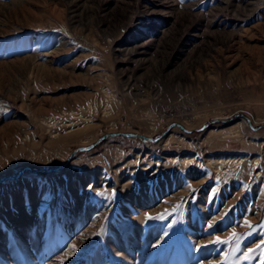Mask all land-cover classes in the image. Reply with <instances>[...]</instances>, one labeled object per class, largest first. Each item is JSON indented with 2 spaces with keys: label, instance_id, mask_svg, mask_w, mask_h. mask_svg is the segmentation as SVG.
I'll return each instance as SVG.
<instances>
[{
  "label": "rangeland",
  "instance_id": "374dc122",
  "mask_svg": "<svg viewBox=\"0 0 264 264\" xmlns=\"http://www.w3.org/2000/svg\"><path fill=\"white\" fill-rule=\"evenodd\" d=\"M262 241L264 0H0V264Z\"/></svg>",
  "mask_w": 264,
  "mask_h": 264
},
{
  "label": "snow or ice",
  "instance_id": "6c2138e0",
  "mask_svg": "<svg viewBox=\"0 0 264 264\" xmlns=\"http://www.w3.org/2000/svg\"><path fill=\"white\" fill-rule=\"evenodd\" d=\"M189 187H190V186H189ZM148 218H149V219H152L151 216H149ZM158 218L163 219L164 217L161 215V216H159ZM245 223L248 224L247 221H245ZM211 226H212V225H209V227H211ZM236 237H237V234L235 233V231H233L232 236L230 237V239H232V238H236ZM226 242H227V241H222L219 237H217L216 240H215L213 243H226ZM261 243H264V241H262ZM73 247H75V245H73ZM257 247H260V245H257ZM248 251H249V252H252V251H254V249H249ZM245 258H246V259H250L251 257H250V256H246Z\"/></svg>",
  "mask_w": 264,
  "mask_h": 264
},
{
  "label": "bare ground",
  "instance_id": "6f19581e",
  "mask_svg": "<svg viewBox=\"0 0 264 264\" xmlns=\"http://www.w3.org/2000/svg\"><path fill=\"white\" fill-rule=\"evenodd\" d=\"M217 161H218V162H220V161H219V159H218ZM209 162H210V164H211V165H215V164H216V163H215V162H213V161H212V162H211V161H209ZM218 162H217V163H218ZM216 165H217V164H216ZM216 165H215V166H216ZM219 170H220V169H219Z\"/></svg>",
  "mask_w": 264,
  "mask_h": 264
},
{
  "label": "trees",
  "instance_id": "16d2710c",
  "mask_svg": "<svg viewBox=\"0 0 264 264\" xmlns=\"http://www.w3.org/2000/svg\"><path fill=\"white\" fill-rule=\"evenodd\" d=\"M43 172V171H42Z\"/></svg>",
  "mask_w": 264,
  "mask_h": 264
}]
</instances>
